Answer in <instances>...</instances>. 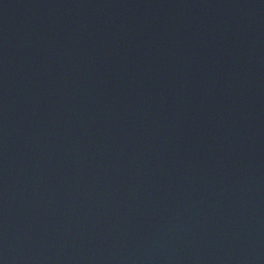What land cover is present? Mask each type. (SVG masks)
Returning a JSON list of instances; mask_svg holds the SVG:
<instances>
[{"label": "water", "instance_id": "1", "mask_svg": "<svg viewBox=\"0 0 264 264\" xmlns=\"http://www.w3.org/2000/svg\"><path fill=\"white\" fill-rule=\"evenodd\" d=\"M0 264H264V0H0Z\"/></svg>", "mask_w": 264, "mask_h": 264}]
</instances>
